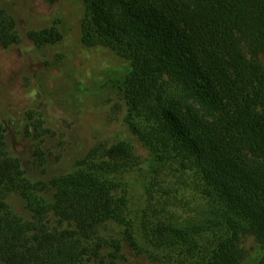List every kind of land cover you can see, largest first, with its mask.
<instances>
[{
	"label": "trees",
	"instance_id": "16d2710c",
	"mask_svg": "<svg viewBox=\"0 0 264 264\" xmlns=\"http://www.w3.org/2000/svg\"><path fill=\"white\" fill-rule=\"evenodd\" d=\"M83 1L85 42L130 62L126 122L153 154L152 173L177 163L195 181L188 215L171 200L172 186L157 197L155 182L145 183L151 204L138 217L151 253L174 264H240V238L250 231L264 264V0ZM29 36L49 44L62 32ZM21 41L16 17L0 7V45ZM39 129L34 123L26 131L36 138ZM6 138L0 130V264H107L111 244L100 232L111 219L139 243L122 175L144 159L130 141L96 146L80 168L45 182L27 176ZM44 154L36 143V160ZM45 189L54 190L52 203L41 196ZM13 191L26 199L31 219L10 208ZM51 211L71 225L51 227Z\"/></svg>",
	"mask_w": 264,
	"mask_h": 264
},
{
	"label": "rangeland",
	"instance_id": "374dc122",
	"mask_svg": "<svg viewBox=\"0 0 264 264\" xmlns=\"http://www.w3.org/2000/svg\"><path fill=\"white\" fill-rule=\"evenodd\" d=\"M0 7L16 17L22 36L15 46L0 45V130L7 135L10 153L20 159L29 178L47 182L80 168L96 146L130 141L144 159L141 167L122 175L139 243H131L124 226L111 219L100 232L111 244L104 250L103 261L174 264L172 260L166 263L156 259L148 236L141 231L138 216L151 204L145 183L155 182L157 197L172 186V192H168L171 200L181 202L177 210L188 215L195 207V181L191 170L181 173L177 163L163 167L161 176L149 168L153 154L126 122L122 84L129 60L111 47L85 42L81 30L83 0H0ZM51 27L62 32L57 42L41 44L29 36L33 30ZM259 58L264 63V53ZM34 123L40 128L36 138L26 131ZM36 143L45 153L43 161L33 155ZM40 194L51 203L55 199L54 190L45 189ZM7 202L24 219L32 218L21 193H9ZM48 224L58 228L71 225L54 211L48 214ZM240 247V264L259 262L263 248L253 232L242 233Z\"/></svg>",
	"mask_w": 264,
	"mask_h": 264
}]
</instances>
